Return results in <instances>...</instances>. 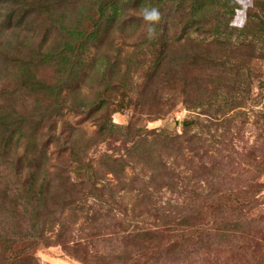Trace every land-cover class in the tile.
Masks as SVG:
<instances>
[{
  "label": "rangeland",
  "instance_id": "rangeland-1",
  "mask_svg": "<svg viewBox=\"0 0 264 264\" xmlns=\"http://www.w3.org/2000/svg\"><path fill=\"white\" fill-rule=\"evenodd\" d=\"M0 160L7 264H264V0H0Z\"/></svg>",
  "mask_w": 264,
  "mask_h": 264
},
{
  "label": "trees",
  "instance_id": "trees-1",
  "mask_svg": "<svg viewBox=\"0 0 264 264\" xmlns=\"http://www.w3.org/2000/svg\"><path fill=\"white\" fill-rule=\"evenodd\" d=\"M101 107H97L96 106H91L90 108H85L83 110L87 111L88 113L98 110ZM58 109H56L57 111ZM81 110V111H83ZM80 111V112H81ZM55 116V115H54ZM4 121V119H3ZM19 120L15 121V124L17 125L15 128H8L6 131L9 132L8 137H7V143L10 146H13L10 149H15L16 147L19 146V144L22 142L21 138L24 139V141H27L25 143L26 147L29 144V147L33 146V151L36 152L37 147L36 145H33V141H34V135L25 132L24 130H21V127L18 123ZM14 122L10 123V125H12ZM7 126H9V124H7ZM6 126V127H7ZM102 127L99 126V129H101ZM51 129V128H50ZM7 151V149H6ZM5 151V152H6ZM40 151V150H39ZM38 151V153H39ZM5 160H0V164H4ZM36 169V168H35ZM37 170V169H36ZM38 175L36 171H31V173L29 174L28 180L25 182L24 184V194L29 198V201L33 204L35 203L37 205V208L42 206L43 200H44V195H43V191H44V186H45V181L46 180H42L41 183H39L38 181ZM20 239H27L28 236H20ZM11 243L12 241H9V239H7L6 234L4 233H0V264H7L8 260L3 258L4 255L6 254V252L8 250L11 249ZM17 252H15L12 255V261L14 262L16 256H17ZM11 263V261L9 262V264Z\"/></svg>",
  "mask_w": 264,
  "mask_h": 264
},
{
  "label": "clouds",
  "instance_id": "clouds-1",
  "mask_svg": "<svg viewBox=\"0 0 264 264\" xmlns=\"http://www.w3.org/2000/svg\"><path fill=\"white\" fill-rule=\"evenodd\" d=\"M143 17H144V20L146 22H149L151 24V23H155V22L159 21L160 13L155 8H151V9L145 8L143 10ZM152 31H153V29L150 27L149 33H151Z\"/></svg>",
  "mask_w": 264,
  "mask_h": 264
}]
</instances>
